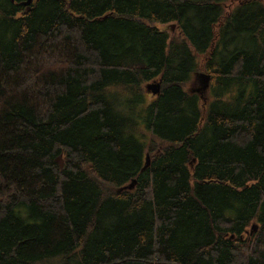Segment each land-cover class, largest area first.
I'll return each instance as SVG.
<instances>
[{"label":"trees","instance_id":"trees-1","mask_svg":"<svg viewBox=\"0 0 264 264\" xmlns=\"http://www.w3.org/2000/svg\"><path fill=\"white\" fill-rule=\"evenodd\" d=\"M24 1L0 0V264H264L263 0Z\"/></svg>","mask_w":264,"mask_h":264},{"label":"water","instance_id":"water-1","mask_svg":"<svg viewBox=\"0 0 264 264\" xmlns=\"http://www.w3.org/2000/svg\"><path fill=\"white\" fill-rule=\"evenodd\" d=\"M32 1L33 0H26V1L23 2V5L25 7H29L30 4L32 3ZM196 77L201 79V84H200V89L196 90L195 92L202 94V93H204L205 91L208 90L210 78H209V76L207 74H204V73H199V74L196 75ZM160 87H161L160 82H151V83L146 84L144 86V89H145L146 93H148V94H150L152 96H157L160 93ZM148 165H149V156H148V154H146V156H145V164H144L143 169L148 167ZM134 185H135V180H132L128 185L124 186L120 190L132 189L134 187ZM256 230H257V226L255 224L251 225L250 234H253Z\"/></svg>","mask_w":264,"mask_h":264},{"label":"rangeland","instance_id":"rangeland-1","mask_svg":"<svg viewBox=\"0 0 264 264\" xmlns=\"http://www.w3.org/2000/svg\"><path fill=\"white\" fill-rule=\"evenodd\" d=\"M261 7L264 9V0L263 2L260 3ZM160 29H163L165 30L170 36L175 33V35H177L178 33L175 31L176 30V26L174 23H169V24H164V25H160L159 26ZM197 74H195L194 76H192L189 84H188V88H187V91L189 92H192V93H195L197 94L201 100L203 102H207L208 101V90L205 91L204 93L200 94V93H197L195 92L196 90H199L200 89V84H201V79L196 77ZM58 162L60 163V161L58 160Z\"/></svg>","mask_w":264,"mask_h":264},{"label":"bare ground","instance_id":"bare-ground-1","mask_svg":"<svg viewBox=\"0 0 264 264\" xmlns=\"http://www.w3.org/2000/svg\"><path fill=\"white\" fill-rule=\"evenodd\" d=\"M151 177V176H150Z\"/></svg>","mask_w":264,"mask_h":264}]
</instances>
